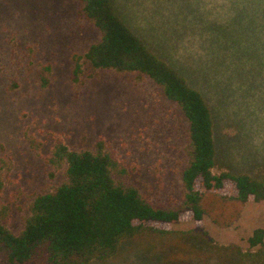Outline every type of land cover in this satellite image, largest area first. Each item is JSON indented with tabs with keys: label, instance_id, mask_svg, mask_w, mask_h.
Masks as SVG:
<instances>
[{
	"label": "rangeland",
	"instance_id": "1",
	"mask_svg": "<svg viewBox=\"0 0 264 264\" xmlns=\"http://www.w3.org/2000/svg\"><path fill=\"white\" fill-rule=\"evenodd\" d=\"M111 1L147 47L210 105L218 161L213 171L264 179V145H252L245 113L251 90L259 87L255 77L249 80L235 73L241 83L248 81V88L237 96L234 77L224 72L221 49L210 47L207 58H178L185 29L170 12L172 0ZM81 7L80 0H0V217L14 233L24 228L33 199L64 179L65 165L49 161L59 141L78 151L113 153L126 170L125 181L154 204L174 207L182 202L187 121L148 76L96 69L85 61V52L101 34ZM78 60L82 72L74 80ZM205 206L209 214L201 226L213 246L198 250L200 242L189 239L186 249L179 247L175 234L147 235L124 243L118 256L93 264H237L224 263L229 253L219 248L235 245L250 252L247 239L256 229H264V201L226 202L209 195ZM239 210V218L227 227L211 217L225 222ZM196 224L185 219L163 228L182 231ZM179 249L186 255L181 256ZM260 250L264 248L255 247L252 253Z\"/></svg>",
	"mask_w": 264,
	"mask_h": 264
},
{
	"label": "trees",
	"instance_id": "2",
	"mask_svg": "<svg viewBox=\"0 0 264 264\" xmlns=\"http://www.w3.org/2000/svg\"><path fill=\"white\" fill-rule=\"evenodd\" d=\"M80 2L82 13L101 34L85 52V61L96 69L148 76L177 104L187 121L189 150L181 170L182 202L174 207L154 204L137 186L125 181L126 170L113 153L102 149L78 151L59 141L49 161L65 165L64 179L33 199L19 233L11 231L0 217V264H93L118 256L124 243L147 235L163 238L175 234L180 238L179 247L186 249L189 239L200 242L198 250L212 245L213 239L201 226L209 214L205 199L213 195L226 202L264 201V179L232 170L215 173L218 161L213 113L201 92L147 47L122 20L111 0ZM81 72L78 60L73 79L78 80ZM240 213L225 222L213 214L211 217L217 225L227 227ZM185 219L194 220L196 227L182 231L163 228ZM247 245L249 253L235 245L219 248L229 253L224 263L264 264V251L252 253L255 247L264 248V229H256Z\"/></svg>",
	"mask_w": 264,
	"mask_h": 264
},
{
	"label": "clouds",
	"instance_id": "3",
	"mask_svg": "<svg viewBox=\"0 0 264 264\" xmlns=\"http://www.w3.org/2000/svg\"><path fill=\"white\" fill-rule=\"evenodd\" d=\"M168 7L185 29L178 58H207L210 47L221 49L224 72L234 77L237 96L248 88V81L241 83L235 73L255 77L259 87L247 98L246 123L252 145H264V0H172Z\"/></svg>",
	"mask_w": 264,
	"mask_h": 264
}]
</instances>
